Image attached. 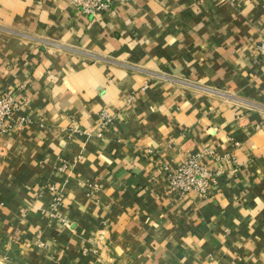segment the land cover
Masks as SVG:
<instances>
[{"label": "crops", "instance_id": "obj_1", "mask_svg": "<svg viewBox=\"0 0 264 264\" xmlns=\"http://www.w3.org/2000/svg\"><path fill=\"white\" fill-rule=\"evenodd\" d=\"M111 1L0 0L25 120L0 135V264H264V0ZM209 149L210 195L171 190L162 164Z\"/></svg>", "mask_w": 264, "mask_h": 264}, {"label": "built area", "instance_id": "obj_2", "mask_svg": "<svg viewBox=\"0 0 264 264\" xmlns=\"http://www.w3.org/2000/svg\"><path fill=\"white\" fill-rule=\"evenodd\" d=\"M82 14L99 19L101 15L112 7L111 0H69ZM258 52L264 59V41L258 47ZM15 91L9 90L0 92V135L10 132L14 126L21 125L24 119H14V113L18 108V102L14 96ZM100 127H109L113 122V115L106 110H101L98 114ZM208 156H214L216 160H226L224 157L216 154L212 149L199 151L186 156L181 162L175 166L169 163L162 164L163 174L167 180L168 186L179 196H186L191 193H197L202 196H209L211 189L217 185L220 177L224 173L223 169H209L202 159ZM232 159V158H231ZM230 160V159H229ZM67 167L63 162L58 166L59 171H63ZM53 193V201L58 205L62 201V196L55 186L49 187Z\"/></svg>", "mask_w": 264, "mask_h": 264}]
</instances>
